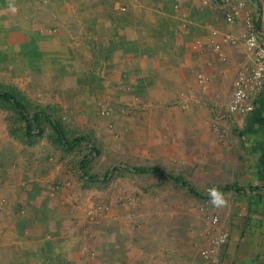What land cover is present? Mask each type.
Returning a JSON list of instances; mask_svg holds the SVG:
<instances>
[{
	"label": "crops",
	"instance_id": "1",
	"mask_svg": "<svg viewBox=\"0 0 264 264\" xmlns=\"http://www.w3.org/2000/svg\"><path fill=\"white\" fill-rule=\"evenodd\" d=\"M217 1L0 0V78L23 62V90L56 86L98 153L73 170L53 130L12 137L0 112V264H206L221 233L218 264H264V87L229 113L264 1Z\"/></svg>",
	"mask_w": 264,
	"mask_h": 264
},
{
	"label": "rangeland",
	"instance_id": "2",
	"mask_svg": "<svg viewBox=\"0 0 264 264\" xmlns=\"http://www.w3.org/2000/svg\"><path fill=\"white\" fill-rule=\"evenodd\" d=\"M17 58H18V55H17ZM25 59L27 61V58ZM25 69L26 68H24V63L23 62L19 63L18 67L16 68L17 74L19 76L16 78V80L6 81L7 82L6 84L4 79L0 78V88L4 90H8V91L9 90L13 91V93L19 98L21 103L25 106L26 111L29 113L30 116H33V114L38 111H42L45 114H48L49 116H51L54 120H56L61 125L65 134L68 135V139L70 140V142H72L74 138L69 133L72 130L71 126L74 123V119H73L72 114L71 115L69 114L70 111L68 110V108L65 107L64 98H63L64 96L62 95V93L57 94V92L59 91L56 86L55 87L52 86L53 88L50 87L46 91L45 87L42 85L43 83L47 82V80L41 79V78L32 79V90H30L29 88L23 90L24 89L23 84L26 81L24 77L25 75H23ZM14 81L19 82V85H21L20 87L22 88V91H18V89H16V86L14 85ZM52 90H54L56 94L51 97L49 95L50 97L48 99L49 104H47L46 98L41 97L42 96L41 93L43 95H48V93L52 92ZM56 95H58V98H59L58 100H56L57 99ZM0 112L6 115L4 120L10 123L8 131L10 132V135L12 137L17 136V135L19 136L21 135V133H24V129L26 125L23 122V120L20 118L18 112H14L13 106L0 101ZM103 115H104V112H103ZM41 130H42V133L44 135H47L48 137L51 135V133H53L52 128L50 127L49 123H47L45 119L41 120ZM56 144H60V143L56 141ZM70 152L71 154L69 155L71 156V158L69 160L70 161L69 163L73 164V170L80 168L81 162L85 160H87L85 168L88 167L92 154L87 153L86 144L84 143L79 144L76 147H74V149Z\"/></svg>",
	"mask_w": 264,
	"mask_h": 264
},
{
	"label": "built area",
	"instance_id": "3",
	"mask_svg": "<svg viewBox=\"0 0 264 264\" xmlns=\"http://www.w3.org/2000/svg\"><path fill=\"white\" fill-rule=\"evenodd\" d=\"M264 1V0H263ZM236 13L233 11L226 15V21L233 23ZM258 21L264 23V5L260 8ZM259 30L254 26L243 36L244 41L250 49L257 50L256 65L250 71H243L238 74L234 83V91L232 94L231 103L229 106L230 114L249 115L255 109V102L264 87V39L261 38ZM233 43V41H232ZM215 50L223 57L222 49L219 44H215ZM200 82L204 80L200 76ZM105 208L99 207V211H104ZM208 214V219L211 227L217 230L220 225V216L216 212L211 213L209 207L202 209ZM227 233H221L214 240V247L201 252L202 258L206 264H218L217 255H219V247H222L228 240Z\"/></svg>",
	"mask_w": 264,
	"mask_h": 264
},
{
	"label": "trees",
	"instance_id": "4",
	"mask_svg": "<svg viewBox=\"0 0 264 264\" xmlns=\"http://www.w3.org/2000/svg\"><path fill=\"white\" fill-rule=\"evenodd\" d=\"M214 1L218 2L217 0ZM0 101L13 106V108L18 112L20 118L26 123L25 135L29 139L34 138L35 136L41 134L42 119H45L49 123L52 130L55 132L56 136L58 137L59 143L62 144V146L66 150H72L77 145L87 142L89 139L87 136H78L74 138L72 142H70V140L67 139L66 134L63 131L61 125L56 120H54L51 116L45 114L42 111L35 112L33 116H30L29 113L26 111L25 106L19 100V98L10 92L0 91ZM91 154L97 155L98 153L96 150L91 148ZM86 162L87 160L81 162L82 171L85 170ZM136 171L145 172V170H136Z\"/></svg>",
	"mask_w": 264,
	"mask_h": 264
}]
</instances>
